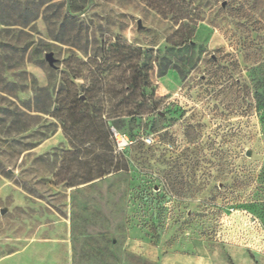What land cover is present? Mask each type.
<instances>
[{
	"label": "rangeland",
	"instance_id": "374dc122",
	"mask_svg": "<svg viewBox=\"0 0 264 264\" xmlns=\"http://www.w3.org/2000/svg\"><path fill=\"white\" fill-rule=\"evenodd\" d=\"M59 106L120 119L117 170L84 171L105 129L77 152ZM242 257L264 263V0H0V264Z\"/></svg>",
	"mask_w": 264,
	"mask_h": 264
},
{
	"label": "trees",
	"instance_id": "16d2710c",
	"mask_svg": "<svg viewBox=\"0 0 264 264\" xmlns=\"http://www.w3.org/2000/svg\"><path fill=\"white\" fill-rule=\"evenodd\" d=\"M27 23L28 22H25L24 25H26ZM129 80L134 83L136 81V78H131ZM132 88L134 89V84H133ZM128 89H130V85L126 84L125 90H128ZM90 91H92V88L88 89L87 92H89V94H90ZM74 102H78V101L75 100ZM56 103L58 105L61 104V100L59 98V93H57ZM132 103H133V108L139 106V104H137L135 102H132ZM70 110H72V109H70ZM60 111H61V115H59ZM53 113H55L60 118L62 132L67 137L69 136L67 131L70 127L72 128L73 126H76V125H78V126L82 125L78 128H80L81 131L83 132L82 134H83V138H84L86 136L85 130L88 129L89 124L93 123L94 121H99L102 124V126L104 127L106 136L108 137V144H107V150H106L107 154H108V155H106V157H108V160L106 161L105 165H102L100 163L96 166L94 165L93 167L87 168L84 171L89 173L91 171V169H94L97 172V176H101L110 170L114 171V170L118 169V167H119L118 164L113 161L114 155L112 154L113 146H112V140H111L110 126L117 128L119 123H120L119 118H112L111 120H109L107 118L102 119L101 118V112L99 110H97V112L92 116L86 115L84 113L81 115H76L75 113H70L67 109H64L60 106L57 109H55V111ZM85 139H86V137L84 139H82V142H81L79 148H76L77 152L82 151L83 154L87 152L88 148H87V146H85V141H86ZM76 150L75 149L73 151L68 150L65 152V155H71ZM77 183H79V182H76V181L71 180V179H67L64 185L65 186H71V185H74Z\"/></svg>",
	"mask_w": 264,
	"mask_h": 264
},
{
	"label": "water",
	"instance_id": "95a60500",
	"mask_svg": "<svg viewBox=\"0 0 264 264\" xmlns=\"http://www.w3.org/2000/svg\"><path fill=\"white\" fill-rule=\"evenodd\" d=\"M138 24H139V22H138ZM44 57H45V60L48 62V64L50 66L54 67V61H55V59L53 58L52 53L51 52H48V53L45 54Z\"/></svg>",
	"mask_w": 264,
	"mask_h": 264
},
{
	"label": "crops",
	"instance_id": "0c3cea01",
	"mask_svg": "<svg viewBox=\"0 0 264 264\" xmlns=\"http://www.w3.org/2000/svg\"><path fill=\"white\" fill-rule=\"evenodd\" d=\"M235 264H254V263H252L251 261L247 260V258H243L242 257V258H239L238 261L235 262Z\"/></svg>",
	"mask_w": 264,
	"mask_h": 264
},
{
	"label": "built area",
	"instance_id": "2783aa9c",
	"mask_svg": "<svg viewBox=\"0 0 264 264\" xmlns=\"http://www.w3.org/2000/svg\"><path fill=\"white\" fill-rule=\"evenodd\" d=\"M115 140H116L117 146H118L119 148H120L121 146H123V145L126 143L124 137L117 138V136H116V137H115Z\"/></svg>",
	"mask_w": 264,
	"mask_h": 264
}]
</instances>
